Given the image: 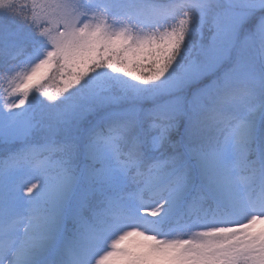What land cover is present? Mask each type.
Returning <instances> with one entry per match:
<instances>
[{
  "label": "snow or ice",
  "instance_id": "6c2138e0",
  "mask_svg": "<svg viewBox=\"0 0 264 264\" xmlns=\"http://www.w3.org/2000/svg\"><path fill=\"white\" fill-rule=\"evenodd\" d=\"M0 264H264V0H0Z\"/></svg>",
  "mask_w": 264,
  "mask_h": 264
},
{
  "label": "trees",
  "instance_id": "16d2710c",
  "mask_svg": "<svg viewBox=\"0 0 264 264\" xmlns=\"http://www.w3.org/2000/svg\"><path fill=\"white\" fill-rule=\"evenodd\" d=\"M29 99H31V97Z\"/></svg>",
  "mask_w": 264,
  "mask_h": 264
},
{
  "label": "rangeland",
  "instance_id": "374dc122",
  "mask_svg": "<svg viewBox=\"0 0 264 264\" xmlns=\"http://www.w3.org/2000/svg\"><path fill=\"white\" fill-rule=\"evenodd\" d=\"M25 106H27V105H25Z\"/></svg>",
  "mask_w": 264,
  "mask_h": 264
}]
</instances>
